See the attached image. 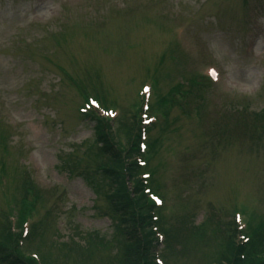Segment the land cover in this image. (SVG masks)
<instances>
[{
    "label": "rangeland",
    "instance_id": "rangeland-1",
    "mask_svg": "<svg viewBox=\"0 0 264 264\" xmlns=\"http://www.w3.org/2000/svg\"><path fill=\"white\" fill-rule=\"evenodd\" d=\"M176 35L188 52L177 47ZM205 66L218 72L217 105L198 123L177 103L162 106L158 111L169 110L168 116L157 114L148 134L152 188L174 208L163 219L170 237L166 264H207L225 238L211 239L209 228L202 241L188 243V224L223 220L236 206H244L252 225L264 219L261 129L219 119L229 106L264 108V0H0V135L12 164L32 172L45 191L36 220L44 227L37 233L38 225L34 235L41 236L30 241L38 254L30 247L26 253H36L42 264H113V251L87 257L61 246L82 244L85 232H110L99 215L103 196L75 174L102 162L87 150L93 123L79 115L85 101L78 88L85 97H108L124 115L151 74L165 94L178 77ZM163 121L166 129H160ZM65 157L78 165L73 176ZM18 197L14 188L0 189V202L15 206Z\"/></svg>",
    "mask_w": 264,
    "mask_h": 264
},
{
    "label": "trees",
    "instance_id": "trees-1",
    "mask_svg": "<svg viewBox=\"0 0 264 264\" xmlns=\"http://www.w3.org/2000/svg\"><path fill=\"white\" fill-rule=\"evenodd\" d=\"M260 114L255 115L258 117L257 121L264 122V111ZM82 117L93 123L92 141L98 157L102 160L98 164L95 176L88 175L85 182L96 195H103L106 204L104 215L111 220L108 239L105 237L94 244L95 246L85 249L87 256L114 250L113 264H156L154 250L157 239L152 228L157 209L143 192V182L139 178L142 170L136 160L141 157L140 127L137 125L134 127V124L125 127V123L116 122L114 130L122 131L127 139L126 145L122 147L116 132H111L113 129L107 120L93 110ZM91 149L93 148L91 147L89 151ZM104 188L107 189L105 193ZM208 223L210 222H206V230ZM3 230L4 228L0 232ZM197 231L203 236V225ZM211 232L212 239L219 232V228ZM237 233L236 226L230 224L225 232L226 239L222 238L216 245L207 264H264L263 252L249 251L253 245L250 239L248 243H238L235 240ZM196 238L201 236L196 235ZM12 240L10 233L7 232L5 235L0 233V264H35L32 259L17 254L16 240L13 241L14 244Z\"/></svg>",
    "mask_w": 264,
    "mask_h": 264
}]
</instances>
